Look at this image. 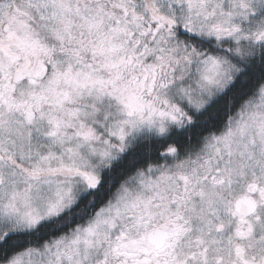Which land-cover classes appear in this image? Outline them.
Here are the masks:
<instances>
[{"label":"snow or ice","instance_id":"6c2138e0","mask_svg":"<svg viewBox=\"0 0 264 264\" xmlns=\"http://www.w3.org/2000/svg\"><path fill=\"white\" fill-rule=\"evenodd\" d=\"M0 264H264V0H0Z\"/></svg>","mask_w":264,"mask_h":264}]
</instances>
